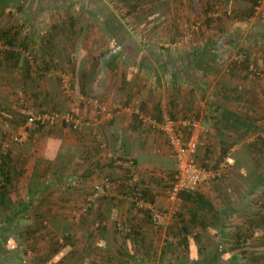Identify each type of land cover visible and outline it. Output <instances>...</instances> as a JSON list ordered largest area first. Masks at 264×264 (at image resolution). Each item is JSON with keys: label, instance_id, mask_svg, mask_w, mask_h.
I'll return each mask as SVG.
<instances>
[{"label": "rangeland", "instance_id": "rangeland-1", "mask_svg": "<svg viewBox=\"0 0 264 264\" xmlns=\"http://www.w3.org/2000/svg\"><path fill=\"white\" fill-rule=\"evenodd\" d=\"M18 1L20 3L19 8L16 3ZM131 1L137 2V0ZM140 1L139 6L129 10L128 2H125V0H0V29L14 26L20 31L19 37L23 35L24 31L30 33L34 31L35 35H40L47 31L48 23H52L54 20L55 22L59 21L64 17L67 18L69 14L79 16L81 24L85 26V30L75 41L58 44L60 49L63 50V54L64 52L68 54L61 58L60 66L57 69H52L53 71L49 73L53 79L36 80L39 83L35 87L37 89L35 91H40L36 100L34 95L30 94L32 91L28 93L20 92L18 95L12 94V88L19 85L24 73V64L21 63L18 67H12L3 58H0V123L2 124L0 127V141L8 139L12 133H20L23 136L22 141L13 144L10 150L12 153L18 154L19 157H22V152L29 150L28 159H23L21 162L22 167L26 166L29 175L33 172L35 162L37 163L38 158L36 157L39 146L41 145L47 150L50 149L48 140L44 137L47 138L49 134L63 128L68 132L74 131V129L62 125L63 115L70 111L75 113L76 107L81 105V95L95 97L85 89L82 92L77 80H73L71 94L66 93L65 90H61L60 81H57L54 76H61L66 78L65 81H68V79L71 81L69 74L66 72H70L73 66L76 70L88 67L95 57H99L107 49L111 52L116 51L118 63L126 60V55L136 57L140 62L143 61L147 65L149 63L153 64L154 67L152 66L153 68L148 69L146 72L152 74L160 85V96L166 102V111H168V106L171 105L170 95L174 94L171 93V90L177 89L181 93L184 87H190L187 92L189 96L187 94V97H185L186 105H182L180 101L177 107H180L178 110H181L182 107L188 108L187 111L191 115H195L196 113L193 112L191 105H195L197 99L203 104V96L206 93L211 95L215 89L213 87L218 89L220 84H224L231 87L224 92L232 91L233 93L234 88H236L233 94H240L241 96L238 104L233 99L229 100L228 98L225 102L226 105L229 104V107H227L232 112L236 111L234 116L238 120L248 123L250 121L249 116L251 117L253 113L259 117L264 115V57H262L264 56V0H260L258 6L254 8L253 14L249 17L246 13L250 4L242 0ZM103 19L111 20L114 28L109 31L114 35L111 36L108 32H104L102 29ZM25 22L27 26L24 29L22 25ZM38 42L30 43L28 49H35V45H39V48H41L42 42ZM6 47L0 41V57ZM21 49L23 53L21 55L22 62L28 57H34L35 60L40 62L41 57H38V55L33 56L31 52L30 55L32 56H30L28 49ZM192 53L196 56L195 64L192 67L182 68L181 71H175L174 67L177 66V63L186 60L188 56L193 55ZM237 53L248 57V67L251 66V71L258 70L260 72V74H257L259 77L247 74V68L243 69L239 63L234 64L239 60ZM89 56L91 58H86ZM31 63L34 64L35 62L31 61ZM203 83L207 84V89L210 88V90L205 91V94L198 86L200 84L203 87ZM221 91L223 92V90ZM232 93L229 92V95ZM45 95H47V104H44L41 100ZM40 103L43 104L42 108L39 107ZM53 103L56 105L54 110H57L55 111L57 116L53 120L54 125L48 122L37 133L33 124L28 125L27 130L25 129V123H23L25 116L36 115L39 113L38 111L42 110L51 111L50 107ZM173 115L178 116L177 113ZM5 118L10 119V123L4 124ZM202 123L206 127V137L209 139L213 136L210 132L211 129L203 120ZM239 125L240 127H236L234 131L231 130L234 136L228 138L229 140L237 138L239 141L236 148L230 152L229 158H223L228 162L229 170H227L226 175H231L230 165H233L234 162L230 157L235 154H238V160H242L241 165H246V168L251 166L250 162H246L248 161L246 144L255 135L261 136L260 133L263 130L256 124H248L245 127ZM240 135L242 136L240 137ZM37 138H40V140L38 141ZM200 147H202V150H206L204 145ZM64 151L65 149H63ZM65 152L66 158L69 159L71 150L68 149ZM210 152L208 153L211 154L209 161L202 158L203 154L201 157H197L198 160L207 166L215 165L214 160L218 159L219 155L217 152L216 156L214 151ZM152 156L157 163L164 166L168 164L169 167L168 161L171 158L168 156L157 157L156 151L152 153ZM251 159L253 158L251 157ZM40 160L41 163L44 162L41 164L42 173L46 174L45 168L49 158L42 156ZM223 160H217V163ZM39 164L40 162L37 163L38 166ZM38 169L41 170V168ZM171 170L173 171V169H170V172H172ZM226 175L220 178L221 181L226 180L223 184H227L229 179V181L239 183L240 191L248 189L249 183L233 177L234 174L232 175L233 179L228 178ZM69 176L70 174L64 176L65 183L70 182L65 189L64 187H55V190L53 188L49 189L48 193L37 195L36 190L27 197L28 190L24 186L17 188V185H15L12 189H9L10 197H6L4 200L7 213H13L20 203H26L27 208L19 212L13 222L11 220L7 222L5 220V209L0 205V264H52V259H60L74 246L80 249L77 255L79 260L86 259L89 256H85L83 251L89 243L113 242L111 233H106V236L100 234L102 227L106 226L107 228L102 232L105 233L108 228L109 230L111 228L120 230L118 242L128 243L126 245H129L132 238H127L124 232L130 231L129 229L132 228L133 221H135L134 216L143 220L141 226L146 228L145 231L148 233L143 234L147 237L144 240L155 242L158 245L163 242H177L173 233L179 225V218L175 213L177 211L181 212L183 209L179 200L171 202L166 195V197H154L152 204L161 214V218L156 223L146 222L145 214L134 204V197H104L98 202L99 197L95 196L93 197L95 200L92 210L82 214L80 209L91 193H86L83 185L84 181L81 179L75 181V178H73L74 183L71 184L72 179ZM17 178L18 181L20 176ZM217 181L219 182L218 179ZM208 183L212 184L214 182L209 181ZM63 184H58V186L62 187ZM101 188L103 187L101 186ZM39 189L46 191L42 187ZM263 189V187L254 188L251 197H248L247 206L249 210L254 211L261 208L260 203L264 205ZM233 190L234 188L227 191L238 196L240 192H234ZM208 192L212 197L217 195V192L212 189ZM74 194L76 195L74 196ZM234 195L233 197H235ZM107 202L109 205H107ZM246 203L247 201L244 200L241 205H238L240 207ZM202 207H206V204H203ZM105 211H109V215ZM259 211L264 212V208L259 209ZM99 212L104 214L103 219L98 220L101 214L96 217ZM239 215L237 212L233 213L229 220L231 225L236 226L242 222L244 223V218ZM101 219L104 222L103 225ZM181 220L187 221L188 215L186 214ZM169 228L171 233L168 232ZM29 229L34 232L27 233ZM195 229V227H192L191 230L195 231ZM255 233L252 241L256 244L260 237L257 232ZM200 239L203 246H210V249L208 247V250L204 251L205 253H208L215 243L218 245L221 254H219L220 262L217 264H246V261L242 260L239 250H234L237 255L235 259H232L234 252H231L228 248L230 241L222 238L215 230L202 232ZM114 240L116 241V239ZM124 252L126 253L124 255L126 259H129L135 253L137 255L142 254L143 250L134 251L127 248ZM171 254L175 255L172 259H180L183 256L187 259L190 257L189 249L186 253L176 250ZM111 255H113V252ZM109 261L114 262L113 260ZM83 262V264H87L86 261ZM129 262L134 264L133 261Z\"/></svg>", "mask_w": 264, "mask_h": 264}, {"label": "crops", "instance_id": "crops-1", "mask_svg": "<svg viewBox=\"0 0 264 264\" xmlns=\"http://www.w3.org/2000/svg\"><path fill=\"white\" fill-rule=\"evenodd\" d=\"M64 20L66 21L65 18ZM60 21L61 19L56 22L54 20L52 23H48L47 26L49 28L52 24ZM22 26V28L25 29L27 26L26 22L23 23ZM20 38H26V41L29 45L30 43L38 42L41 38V34L39 38V34L35 35L34 31H31V33L29 31H24L23 35ZM56 40L57 54L51 55L55 61L56 59L61 60L62 57L68 54L67 52H64L63 54V50L60 49L58 45L59 43L67 42V34L64 31L62 32V34L59 33L58 37H56ZM68 43H71V39ZM42 49V47L39 48V45H35V49H32L33 56L38 55V57H41L40 62L37 61L39 64L41 63V59H43V57H45V60H47L48 58V54H46V52ZM100 56L101 55H99V57ZM108 56H116V60L114 61L113 65H108L107 59L98 61V57H95L94 61L91 62V65L84 68L88 72V75L85 78L84 89L87 90L90 95L95 96V98L100 102L107 105L109 115L105 118L101 115H97L95 117L91 105L81 101V105L76 107V111L85 118V123L83 124L79 132H68L65 128H63L49 134L47 138L44 137V139L48 140V146H50V149L48 147L49 150H47L41 145L39 146V149H37L36 158H38L37 163L40 162V164L38 166L35 162L33 172L30 175L26 171V166L22 167L21 165L23 159H28V156L30 155V153L28 152L29 150H25L24 152H22V157H19L18 154L12 153V159H14V162L11 163L13 169H11L10 171H16L17 173H19V171L21 170L23 171L17 183L14 181V186L17 185V188H19V186H24L25 189L28 190V196L26 195L27 197L30 196V193L36 192V190L38 195L39 193H48L50 191L49 189L51 188H53V190H55V187H64V189L66 188L67 185L65 186V184H63L62 187H59L58 184H48V175H44L42 173L43 168L41 164L44 162L42 161L41 163L40 159L42 158V156H47L49 160H54V158H56L58 154L66 153L65 151H67L68 149L71 150V154L69 155L70 165L68 170L66 171V174H70L69 178L72 179L71 184L74 183L73 178H75V181L77 179H81L82 181H84L83 185L85 186L84 189H86V193L95 192V186L101 185L103 188H101L100 186V190L97 189L99 190L97 191V197H134L136 192L134 193V188L132 187L131 182L137 181L138 185L136 188L140 187L142 189H147V191L150 192V194L148 195L149 197H166L165 189L167 181L163 179L164 177H166L167 173H170V169H173L174 165L163 135L158 131V129L154 128L150 122V119H156L155 114L157 113L156 110L158 108L161 111V116L163 117L164 115V107L162 105V102L164 100L160 96V85L157 83L152 74H148V72H146L148 69L150 70L154 66L152 63H149L147 65V63L145 64L143 63V61L140 62L136 57H130L126 55V60L121 61L120 59L121 63H118V54L115 50H113L112 52L109 51ZM144 56L146 57L145 52ZM86 58L91 57L89 56ZM96 67L98 68L96 69ZM80 70L81 69H79V71ZM220 86H218V89L216 87H213V89H215L212 91L211 95H207V93H204L205 95L203 96V104L200 102V100L197 99L198 103L197 101H195V105H191V107H193V112H195L196 114L199 113L197 114L199 117L198 119L201 122L202 120L203 122H206L208 127H210L209 129H211L210 132H212L213 136L207 139L206 142H209L207 146H209L211 152L214 151L215 156L216 152L219 156L221 155V146L223 145L222 142L234 136V133H232L231 130L225 127V122H223V119H220L221 114L224 111V107L231 111V109L228 108L229 104L226 105L225 103L226 98H224L226 95L230 100L229 92L224 91H226L227 89L229 90L231 87L224 84H220ZM189 88V86L184 87L181 93H179L177 89L173 91L171 90V93L173 92L174 94L170 95L171 105L168 106V114L173 115L177 113L178 116L191 115L187 111L188 108L182 107L181 110H178L180 109V107H177L178 102L180 101L182 102V105H186L185 97H187V94L189 96V93H187L189 91ZM199 89L197 90L200 91ZM206 90L208 91L210 90V88ZM221 90H223V92ZM11 99L13 100V98ZM7 105L10 106L9 103H7ZM224 112L223 114H225ZM231 113L232 112H229V116L231 115ZM141 116H143L145 120H142ZM13 120H15V118H13ZM4 121V124L10 123V119L5 118ZM1 126L2 124L0 123V127ZM95 128L100 135V139L105 143L106 156L108 157V155L110 154L111 158L113 159H117L119 157L116 162L109 164L108 161L104 159L102 152H100L99 154L96 153L97 146L99 144L96 143L97 140L96 142L95 140H93L94 136L92 133V129ZM37 140L39 141L40 138H37ZM235 148L236 144L235 146L233 145L228 149L224 157L229 158V155L231 154L230 152ZM63 149H65L64 152ZM155 151L158 155L157 157L162 158L168 156L169 158H171L170 161H168L169 167L168 164L164 166L153 160L152 153ZM45 153H48V155H46ZM202 154V158H206L205 161H209V159L211 158V154L206 153V151L202 150V147H199L196 155L199 158ZM100 155L102 156L101 160L99 157ZM231 160L235 165L236 163L234 159L232 158ZM38 168H41V170H39ZM230 168L232 171L230 173L231 175H226L228 178L233 179V177H236L237 179H242L243 175L241 171L233 168V165H230ZM233 174L234 176L232 177ZM250 174H252L253 176L250 177V179H248L247 177V180L245 182L249 183V186L251 187V182L254 176H264L263 171L260 170H255ZM224 181H215V186H213V188L219 187L221 184H223ZM227 182V185L225 184L224 187H221V190L225 189L224 193H228L227 190L232 189L230 185H233V183H238L237 181H229V179L227 180ZM40 187H42L46 191L40 190ZM229 187L230 189H228ZM205 189L206 188L203 189V192L205 191ZM75 195L76 194H74V196ZM235 197H237V195ZM235 197H232V199ZM238 198L239 197L233 199L232 202H234V200L239 201ZM135 230L140 233L143 232L142 234H148L146 233V228L144 227H138L135 228ZM102 233L105 236L107 235L106 233H111L113 242L89 243L88 245H86V248L83 251L84 255L89 257L80 260L77 256L80 252V249L77 246H74L69 249L68 253H65V255L61 256L60 259H52V264H83V261H86L87 264H93L95 262L100 264H131L129 261H133L134 264H185L186 262L187 264H198L196 263V261L198 260L202 261V264H205L210 260L214 264L220 262L219 254H221V251H219L220 248L216 243L213 246L214 249H211L213 251H211L212 253H205V255L199 256V254L197 253L196 244L194 242H190L188 245L190 257L188 259L185 258L186 261H183L182 263L181 257L180 259H172V257L175 255L170 254V248L167 246L166 242L158 245L155 242L144 240L147 237L143 236L142 240H140L139 238L137 241H133L132 239V242L129 245H126L128 243L123 244L121 242H118V233L114 232L113 228H111L110 230L108 228L105 233L101 232V234ZM114 239H116V241ZM205 247L207 250L208 247L210 249V246L208 245H206ZM127 248L134 251H138L139 249L143 250V252L142 254H138L140 256H138L136 253H132L133 255L130 256L131 258H129V260L126 259L125 256H123L125 255V253L123 255H120V252H124V250H126ZM165 250L166 252L164 255L162 253H164L163 251ZM112 252L113 255H111ZM109 260H113L114 262H110Z\"/></svg>", "mask_w": 264, "mask_h": 264}, {"label": "trees", "instance_id": "trees-1", "mask_svg": "<svg viewBox=\"0 0 264 264\" xmlns=\"http://www.w3.org/2000/svg\"><path fill=\"white\" fill-rule=\"evenodd\" d=\"M6 1V0H5ZM12 1V0H9ZM128 2V6H129V10L136 8L137 6H139V4L141 3L140 0H137V2L135 3L134 1L131 0H125V2ZM247 4H250V7L247 9V13L246 15L249 17L251 14H253L254 12V8H256L260 2V0H242ZM212 2V1H210ZM17 6L19 8L20 3L19 1L16 2ZM63 17V16H61ZM64 18L66 19V21L64 20ZM63 20L61 19L60 22L54 23L52 24L47 31L41 33V38L39 35V41L42 42L41 43V47L43 48L42 50H44L46 52V54H48V58L47 60H45V58L42 59L41 63L39 64L37 62V60L34 59V57H28V59L24 60L22 62V57L21 55L22 53V49H27L28 48V43L26 41V38L21 39L19 37V30L16 27H8V28H4V29H0V41H2L4 43V45H6L7 47L3 50L2 55L0 58H3L4 61H6L8 64H10V66L12 65V67H18L20 66V64H24V69H23V75L21 77V80L19 81V85L18 86H14V88H12V94H19L20 92H24V93H28L31 92L30 94H33L36 98H38V91L35 87L38 86V83L36 80L38 79H43V78H48V79H53V77L49 74L51 73V71H53L52 69H57L60 66V59H56V61L52 58V54H57L56 53V49H57V40L56 37H58L59 33L62 34V32L64 31L67 34V42H69V40L71 39V42L75 41L77 37H79L83 31L85 30V26L84 24H81L80 20H79V16L77 15H67V18L64 17ZM102 29L104 30V32H108L111 36L114 35V33L110 32L109 30H111L112 28H114L111 20L109 19H103L102 21ZM29 55L30 52L33 55V50L29 49L28 50ZM108 52L109 50H105L103 52V54L97 58L98 61H102L103 59H107L108 60V65H113L114 61L116 60V56H108ZM193 55H190L187 57V59L182 60L181 62L177 63V66L174 67L175 71H181L182 68H186L188 67H192L195 64V60H196V56L194 53H192ZM30 55V56H32ZM237 56L239 57V60L234 62V64L239 63V65L243 68L246 69L247 68V74H252V75H256V77H259L254 71H251V66L248 67V57L247 56H243L240 53H237ZM33 58V59H32ZM73 58V57H72ZM59 60V61H58ZM35 62L34 64L31 63ZM256 71V69H254ZM258 74H260V72L257 70L256 71ZM69 74L70 79H71V87L73 84V80H77L79 82L80 85V90L82 92H84V87H85V78L88 75V72L85 69H81L76 70L74 68V66L70 69V72H66ZM49 74V75H48ZM54 78H56L57 81H60V76H54ZM199 88L202 90V93H205L206 91V87L207 84L203 83V87L199 84L198 85ZM236 88H234L233 93L235 92ZM87 91V90H85ZM38 92V93H37ZM232 93V91H229ZM231 94L230 100L233 99L234 102L236 104H238L239 99L241 98L240 94ZM228 96L225 95L224 98L227 99ZM47 95L43 96V99L41 98L42 102L44 104H47ZM233 102V103H234ZM40 108L43 107V104L40 103L39 105ZM56 107V105L53 103V105L50 107L51 111H46V110H42V111H38V114H55L57 111L56 109L54 110V108ZM224 109V113L222 112L220 119H223V122H225V127L229 130L234 131V129H236V127H240L239 124H241L242 126H248L249 125H254L256 124V126H259V128H261L262 131H264V115L262 117L257 116L255 113H253V115L250 117L249 116V120L248 123H243L242 121L238 120L236 116H234L235 114V110L232 112L229 109H227L226 107L223 108ZM41 110V109H40ZM157 113L155 114V120L157 121H161L162 120V116H161V111L158 108ZM229 112H232L231 115L229 116ZM34 114H30L28 116H25V119L23 120L25 129L27 130L28 125H26L28 118ZM37 115V114H36ZM170 116L174 117V115L169 114ZM195 118H198V115L195 114L193 115ZM46 123H48V120H46L44 123L41 122L40 119L38 120H34L31 124L35 125V130L36 132L41 131V129L44 128V126L46 125ZM29 124V125H31ZM53 125L55 123H52ZM62 125L65 127H69L70 129H72L71 126H69L68 124H66L64 121H62ZM243 127V128H244ZM79 132V130H75ZM261 131V136H257L255 135V137L248 141L246 144V153H247V160L246 162H250L251 166L249 168H246V165H241L242 160H238V154L234 155L233 157L231 156L230 158L234 159V161H236L235 165L233 164V168L237 169L238 171H241L242 173V179L243 181L250 179V177H252L253 175L250 174L251 172H253V170H263L264 173V132ZM259 135V133H258ZM242 135H240L241 137ZM232 138V137H231ZM93 140L96 139L93 137ZM239 141V139H227L224 140L222 143L223 145L221 146V155L218 156V159H216V163L217 164V160H223L222 158L226 155L228 149L237 144ZM1 142L0 141V146H1ZM99 143V142H96ZM208 145V143H206L204 146L206 147ZM206 153L210 152L209 146L206 147ZM100 152H102V155L104 157L105 160L108 161V163H114L116 162L117 159H119V157L116 159H113L111 157H107L105 154V151L98 145L97 146V150L96 153L99 154ZM100 160L102 159V156L100 155ZM251 157L253 159H251ZM12 162H14V159H12V152L10 149H8L5 152H2L0 150V205L5 209V220L7 222H9L10 220L13 222V220L16 218L17 214L21 211H24L27 207H26V203H20V205L13 211V213H7V206L4 205V200L6 197H10L9 193L10 190L12 189L15 182H17V177L20 176L23 171H19V173H14L11 172L10 170L13 169L12 167ZM219 163V162H218ZM228 163V162H227ZM70 165V161L68 158H66V156L64 155V153L58 154L56 156V158H54V160H48L47 161V166L45 168L46 170V174L48 175V184H61L64 183L65 186H68V183H65V179L64 176L66 175V170L68 168V166ZM205 165V164H204ZM251 168L252 171H251ZM229 170V169H228ZM231 170V168H230ZM232 171V170H231ZM45 172V171H44ZM45 175V174H44ZM240 176V175H239ZM166 177L168 179H171V173H167ZM43 178V177H42ZM222 178V177H221ZM64 179V180H63ZM219 181L220 178H217ZM216 180H212V182L217 181ZM166 180V179H163ZM15 181V182H14ZM250 181V180H249ZM168 182V181H167ZM132 187L134 188V193L136 192V187L138 185L137 181H132ZM252 187L249 186L248 189L246 191H240L239 190V184L238 183H233V185H230L232 187V189L234 188V192L239 191V195L237 197H239V201L234 200V202H232V197L233 194L231 193H224L225 189L221 190V187H224L225 184H219L220 186L217 188H213V186H215V183L209 184L208 182L206 183H202V185H200V187L196 190V191H182L179 193V201L182 205V210L181 212H176V216L180 219H178V229L176 231H174V237L176 238L177 242L176 243H171L168 242L167 246L170 248V254L174 251H181V252H188V245L190 242H194L196 244L197 247V253L200 255H205L206 252V248L204 249V246L202 245V240L200 239L202 236V232L207 231V230H215V232L217 234H219L222 238H224L225 240H229L230 241V246L228 247L229 250L231 252H234L239 250L240 255L242 256V260L246 261V264H264V212L259 211V209L264 208L263 203H260L261 208L256 209L254 211H251L248 209V197H251V193L253 192L254 188L257 187H263L264 188V176L263 175H257L254 176L252 182ZM168 184L166 185V188L168 187ZM214 184V185H213ZM228 184V183H227ZM226 184V185H227ZM212 186V187H211ZM205 189V191L203 192V189ZM214 192H217V195L215 196H211L209 195V190L211 191V189ZM218 190V191H217ZM229 192V191H228ZM140 193L141 196L137 197L139 198L141 201L145 202V203H150L152 204V202L154 201V197H149L148 195L150 194V192L147 191V189L145 188H140ZM263 193H264V189H263ZM133 196V195H132ZM104 197H99L98 202L100 201V199ZM94 200L95 198H93V202L92 204L87 207V209L85 211L82 212V214L87 213L88 211L92 210L93 204H94ZM133 200H135V197L133 198ZM247 201V203L244 206H240L238 204L241 205L242 201ZM264 201V200H263ZM84 204V203H83ZM135 206L139 207V209L142 210V212L145 214L146 216V222H152L155 223L152 220L150 211L147 207H140L138 206L136 203H134ZM203 204H206V207H202ZM107 205H109V203L107 202ZM103 212V211H102ZM107 215H109V211H105ZM187 212V213H186ZM239 213L241 215V217L244 218V223H240L236 226H233L230 224V218L233 215V213ZM100 217H98V220H100V218H102V216H104L103 213L99 212L96 214V217L98 215H100ZM188 215V220L183 221L181 219L184 218L185 215ZM239 215V216H240ZM134 220L133 224H132V228L129 229L130 231L128 232H124V235L127 236V238H132L133 241H137L139 238L140 240H142L143 238V232L140 233L138 231L135 230V228H142L141 224H143V220L141 218H137L136 216L133 217ZM103 219V218H102ZM101 219V221H102ZM101 224L103 225L104 222L102 221ZM243 224V226H242ZM192 227H195V231L191 230ZM106 227H102V231L104 229H106ZM171 229L169 228L168 232L171 233L170 231ZM259 230V231H257ZM101 231V232H102ZM114 231L116 233H119L120 230H116L114 229ZM122 231V230H121ZM26 232V231H25ZM32 232H34L33 230L29 229L27 231V233L31 234ZM100 232V234H101ZM255 232L258 233L259 237L258 238V242L255 244L252 240H253V235L256 234ZM123 233V232H122ZM91 234V233H90ZM261 234V235H260ZM102 235H104L102 233ZM91 236V235H90ZM139 236V237H137ZM172 248V249H171ZM211 249H214L211 247ZM205 251V252H204ZM212 250L208 251V253H212ZM217 251V250H215ZM249 251V252H248ZM76 252V251H75ZM165 255V251H163ZM74 253V252H73ZM125 252H120V255H123ZM238 253V254H239ZM126 254V253H125ZM237 255V253L234 252L232 259H235V256ZM124 256V255H123ZM184 258V259H183ZM241 259V258H240ZM239 259V260H240ZM181 260L186 261L185 257H181ZM196 263L198 264H202V261H196ZM93 264H100V263H93ZM204 264V263H203ZM205 264H214L211 260L209 262H206ZM216 264V263H215Z\"/></svg>", "mask_w": 264, "mask_h": 264}, {"label": "built area", "instance_id": "built-area-1", "mask_svg": "<svg viewBox=\"0 0 264 264\" xmlns=\"http://www.w3.org/2000/svg\"><path fill=\"white\" fill-rule=\"evenodd\" d=\"M254 72L258 74L255 70ZM62 78L60 76V87L61 90H65L68 94L71 90V82ZM71 94V93H70ZM80 101L90 104L95 117L101 115L107 117L109 115L107 105L100 102L98 99L92 96H80ZM162 105L164 107V115L161 121L155 119H150L151 125L158 129L163 135L165 142L168 147V151L173 160V171L171 173V179L164 177L168 181V187L165 190L167 199L171 202H175L179 199V193L182 191H196L202 183L221 178L226 175L228 170L227 161L223 160L215 165H204L201 163L196 155V152L200 146L206 144L207 133L205 125L193 115H183V116H170L166 111V102L163 101ZM55 114H37L31 115L28 118L26 125L31 124L34 120L40 119L42 123L46 120L51 124L54 123ZM62 121L72 127V129L80 130L85 123V118L79 114V112L72 111L67 112L63 115ZM142 120H145L141 116ZM149 122V121H148ZM93 136L99 142V146L106 151L105 143L100 139V135L97 129H92ZM23 136L20 133H12L9 138L4 139L1 142L0 149L2 152L7 151L13 144H18L22 141ZM111 156L110 154L108 157ZM95 192H92L86 202L82 205L80 212L82 213L89 207L93 202V197L97 196V189L100 188L99 185L95 186ZM135 193V203L140 207H147L150 211L152 220L156 223L161 214L153 204L145 203L139 198L141 196L140 187L136 188Z\"/></svg>", "mask_w": 264, "mask_h": 264}]
</instances>
